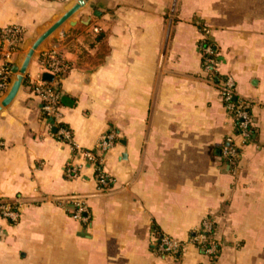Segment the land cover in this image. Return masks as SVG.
<instances>
[{
	"label": "crops",
	"instance_id": "0c3cea01",
	"mask_svg": "<svg viewBox=\"0 0 264 264\" xmlns=\"http://www.w3.org/2000/svg\"><path fill=\"white\" fill-rule=\"evenodd\" d=\"M76 1L0 0V29L24 30L14 65ZM203 42L219 60L212 79ZM53 48L69 67L52 81L59 122L82 148L114 136L107 188L90 165L68 177L78 161L33 90ZM226 75L252 103L246 144L217 85ZM25 78L0 111V198L20 211L16 221L0 214V264H264V0H90ZM74 198L87 221L73 216ZM206 221L215 254L195 242ZM162 235L182 249L160 253Z\"/></svg>",
	"mask_w": 264,
	"mask_h": 264
},
{
	"label": "built area",
	"instance_id": "2783aa9c",
	"mask_svg": "<svg viewBox=\"0 0 264 264\" xmlns=\"http://www.w3.org/2000/svg\"><path fill=\"white\" fill-rule=\"evenodd\" d=\"M206 34L209 30L204 28ZM24 38V30L17 26H10L0 29V94H6L9 90L15 74L12 71L14 66L13 57L19 50L20 44ZM203 67L205 72L213 78L218 71L219 60L213 45L203 42ZM47 72L52 73L54 78L61 77L67 70L68 65L63 60V57L53 48L46 52ZM221 96L235 120L237 126V137L241 139V144H246L251 140V108L252 103L238 98L236 91V83L231 75H226L217 82ZM34 92L43 101V111L45 114L56 121L59 138L69 145L73 151L74 160L67 168L69 178H76L80 175V170L83 165L93 167L101 188H107L110 185L111 179L103 171L104 154L107 153L114 141V136L111 133L103 134L98 143L93 148H82L74 140L73 133L69 128L59 122L61 117L60 106L58 105L59 94L53 88V82H49L39 78L33 86ZM225 157L228 160H234L239 155V144L235 138L229 139V144L224 149ZM75 209L73 216L87 221L86 206L78 199L73 200ZM0 214L16 221L19 218L20 211L11 201L0 198ZM212 224L206 221L203 228L196 234L195 242L204 249L208 254H215L218 251L217 245L213 240ZM183 247V243L167 235H162L158 239L157 249L164 255L175 254Z\"/></svg>",
	"mask_w": 264,
	"mask_h": 264
},
{
	"label": "water",
	"instance_id": "95a60500",
	"mask_svg": "<svg viewBox=\"0 0 264 264\" xmlns=\"http://www.w3.org/2000/svg\"><path fill=\"white\" fill-rule=\"evenodd\" d=\"M90 0H77L76 3L70 7L61 17H59L54 23H52L39 37H37L28 52L26 53L23 63L21 65H14L12 71L15 74V78L11 83V86L3 99L0 102V111L3 107L8 106L17 96L21 86L25 82V75L28 71L29 65L34 56L45 44V42L65 23L67 22L77 11L87 5ZM43 80L52 82L54 75L46 72L43 74ZM52 121V120H51Z\"/></svg>",
	"mask_w": 264,
	"mask_h": 264
},
{
	"label": "trees",
	"instance_id": "16d2710c",
	"mask_svg": "<svg viewBox=\"0 0 264 264\" xmlns=\"http://www.w3.org/2000/svg\"><path fill=\"white\" fill-rule=\"evenodd\" d=\"M53 88H54V90H55L57 93H59V90H58V88L56 87V85L53 84ZM63 104H64V101L61 100L60 98H58V105H59V106H62Z\"/></svg>",
	"mask_w": 264,
	"mask_h": 264
}]
</instances>
